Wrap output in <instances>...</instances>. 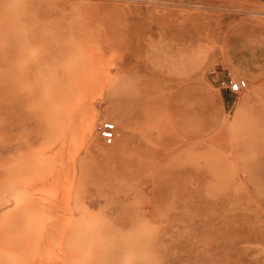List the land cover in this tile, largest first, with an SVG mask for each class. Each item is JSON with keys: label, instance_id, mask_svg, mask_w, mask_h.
I'll list each match as a JSON object with an SVG mask.
<instances>
[{"label": "rangeland", "instance_id": "obj_1", "mask_svg": "<svg viewBox=\"0 0 264 264\" xmlns=\"http://www.w3.org/2000/svg\"><path fill=\"white\" fill-rule=\"evenodd\" d=\"M10 1L0 0V181L14 177L16 163L31 161L47 133L73 124L55 174L31 163L29 184L41 194L31 191L19 206L15 199L17 207L10 201L8 208H16L8 209L7 224L0 221L9 256L0 255V264H16V256L54 264V257L45 263L51 252L58 264H75L79 255L77 264H264V6ZM227 78L246 87L230 93L221 84ZM85 115L94 119L93 136L85 132ZM103 122L115 126L110 145L99 137ZM51 176L59 192L50 199ZM14 211L31 214H16V221ZM84 220L94 235L82 239ZM51 235L71 256L59 255L57 242L52 250L51 239L47 256L38 253ZM140 239L146 255L135 262L129 255ZM77 245L83 252L73 258ZM35 249L40 258L28 253Z\"/></svg>", "mask_w": 264, "mask_h": 264}, {"label": "bare ground", "instance_id": "obj_2", "mask_svg": "<svg viewBox=\"0 0 264 264\" xmlns=\"http://www.w3.org/2000/svg\"><path fill=\"white\" fill-rule=\"evenodd\" d=\"M10 1V0H9ZM17 1V0H16ZM11 2V1H10ZM14 2H15V0H14ZM262 26V25H261ZM27 45V44H26ZM29 46V45H28ZM26 50V49H25ZM31 51V50H30ZM29 52V51H28ZM29 53H31V52H29ZM16 54V53H15ZM27 54V53H26ZM5 55V54H4ZM20 56V55H19ZM12 57V56H11ZM35 64V63H34ZM38 64V63H37ZM37 64H35V67L36 66H38ZM44 66V65H43ZM46 66V65H45ZM34 68V67H33ZM47 68V67H46ZM36 69L37 68H34V70L36 71ZM34 71V72H35ZM66 71V70H65ZM38 72V71H37ZM40 72V71H39ZM38 72V73H39ZM37 73V74H38ZM40 74V73H39ZM38 74V75H39ZM41 75V74H40ZM31 77H32V75H31ZM35 77V76H34ZM44 79V78H43ZM33 80H34V82H35V79L33 78ZM45 81V80H44ZM41 82V81H40ZM42 84V83H41ZM55 84V83H54ZM35 85H37V84H35ZM46 85V84H45ZM42 87V85L40 86V87H36V88H41ZM57 87V86H56ZM35 88V87H34ZM45 88V87H44ZM47 88V87H46ZM42 89V88H41ZM48 89V88H47ZM43 90L44 92H43V94H42V99L43 100H45L46 101V98L48 97V90ZM24 92H26V91H24ZM30 93V92H29ZM71 93V92H70ZM39 94H41L40 92H39ZM38 94V95H39ZM30 95V94H29ZM70 95V94H69ZM31 96V95H30ZM72 97H73V94L71 95ZM51 101H52V99H51ZM26 102V101H25ZM39 103V102H38ZM28 104V103H27ZM33 104H35V102L33 103ZM72 104V103H71ZM55 105V104H54ZM68 106V105H67ZM71 106H73V105H71ZM49 108V107H48ZM70 108V107H69ZM73 108V107H72ZM38 109V108H37ZM32 110H34V109H32ZM45 110V109H44ZM68 110V109H67ZM76 110V109H75ZM38 111V110H37ZM40 111V110H39ZM38 111V112H39ZM52 111V110H51ZM77 111V110H76ZM78 111H79V109H78ZM41 112V111H40ZM39 112V113H40ZM44 112V111H43ZM42 112V113H43ZM71 112V111H70ZM67 113V115H65L66 117H64V119H61L60 120V122L61 123H63L62 122V120H65V119H67V116H68V118L70 117L71 118V116H69L68 114H70L71 115V113ZM81 112V111H80ZM41 113V114H42ZM75 113V112H74ZM78 113L79 112H77V115H78ZM83 113V112H82ZM80 114V113H79ZM88 114H90V113H88ZM40 115V114H39ZM64 115V114H63ZM79 116H83L82 114L81 115H79ZM59 117V116H58ZM62 117V116H61ZM61 117H59L58 118V120L61 118ZM78 116H72V118H73V122L75 121V119H76V122L78 121V120H80L82 117H78ZM47 118V117H46ZM53 118V117H52ZM75 118V119H74ZM85 118H86V115H85ZM54 119V118H53ZM52 119V120H53ZM57 120V119H56ZM65 121H67V120H65ZM84 123V129H85V132L89 135V136H91L92 135V132H93V127H94V119H93V117H87L85 120H84V118H83V120H82ZM42 122V121H41ZM57 122V121H56ZM59 122V123H60ZM70 122V125L68 124ZM97 122H98V119H97ZM52 123H53V121H52ZM51 123V124H52ZM60 123V124H61ZM65 123V122H64ZM68 123H67V126L66 127H68V125L69 126H71L72 124H71V121H68ZM42 124H44V123H42ZM97 124V123H96ZM45 126V125H44ZM48 126H50V124L48 125ZM66 127H64V129L62 130H60V128H59V130H56V131H53L51 134H46V136H47V139H46V142L45 143H43V145H41L40 147L39 146H37L38 148L37 149H35L34 150V153H33V155L32 156H30V158H31V161H20V162H18V163H16L15 164V175H14V177L11 179V180H1L0 181V221H4L5 223H6V221H7V212H8V209H9V213H10V208H13V210H14V208H16L17 206L14 204L15 202H16V200H17V202L18 201H20V200H22L23 198L22 197H25V199H27V200H30V198L29 197H27L26 198V196H29V193H31V191H33L34 189H35V186H36V184L35 185H30L31 184V182H30V173H31V170L32 169H30V167H32L31 166V163L32 164H34L36 167H37V164H41V166L39 165V167H37V169H39L40 171H41V173L43 174V172H45L46 170H50L51 171V173H53L54 172V169H56L57 168V161H56V163H54L55 161V157H58L57 155H60L59 153L60 152H62V150H63V148L65 147L64 145H65V141H66V139H67V137H68V133H70V130H68V129H70L69 127H68V129L66 128ZM58 129V128H57ZM11 131V130H10ZM26 131V130H25ZM95 131V130H94ZM42 132V131H41ZM45 132V131H44ZM51 132V131H50ZM83 133H84V130H83ZM95 133H96V131H95ZM49 135V136H48ZM93 136V135H92ZM44 137V136H43ZM35 145V144H34ZM34 148V147H33ZM66 149V148H65ZM31 150V149H30ZM63 153V152H62ZM24 154V153H23ZM61 156H62V154H61ZM15 158V157H14ZM29 158V157H28ZM29 158V159H30ZM58 164H59V162H58ZM34 166V167H35ZM59 166V165H58ZM12 167V166H11ZM60 167V166H59ZM58 167V168H59ZM60 169V168H59ZM12 170V169H11ZM34 170V169H33ZM37 170L35 169V172H36ZM47 172V171H46ZM58 172V170H56V173ZM41 173H39V176H40V174ZM36 174H38V172L36 173ZM53 174H55V173H53ZM52 174V175H53ZM35 176V175H34ZM33 176V177H34ZM43 176V175H42ZM49 176H50V174H49ZM53 176H51V178H52ZM55 178H56V176H54ZM44 178V177H43ZM50 178V177H49ZM58 180V179H57ZM49 181V180H48ZM59 181V180H58ZM29 182H30V184H29ZM45 183V182H44ZM47 183V182H46ZM51 183H54V181H53V178H52V181H51ZM57 183H54V185L53 186H56V188L55 187H53L54 188V192L53 193H51V197H50V199L51 198H53V197H55V195H57L58 194V192H59V184H57ZM44 185V184H43ZM46 185V184H45ZM39 187V186H38ZM41 188V187H40ZM38 189L39 188H37V190L35 191L34 190V192L36 193L37 191H38ZM41 190V189H40ZM39 190V192H40V194H41V191ZM44 190V189H43ZM46 191V190H45ZM27 192V193H26ZM34 192H32V193H34ZM39 192H37V193H39ZM34 193V194H35ZM43 196H45L44 195V191H43V194H42ZM41 196V195H40ZM58 196V195H57ZM45 197H47V195L45 196ZM19 198H21L20 200H18ZM16 199V200H15ZM24 199V200H25ZM32 199V198H31ZM40 199V198H39ZM38 199V200H39ZM13 201V204H14V206H16V207H14V206H12V207H10V208H8L9 207V203H10V201ZM43 200V199H42ZM46 201L48 200V199H45ZM23 201V200H22ZM32 201V200H31ZM35 202H37V201H35ZM28 203V202H27ZM34 203V202H33ZM41 203V202H40ZM51 203V202H50ZM49 203V201H48V205H51ZM19 202L17 203V205L19 206ZM31 204V206H32V208H33V205H32V202L30 203ZM29 204V205H30ZM44 204V203H43ZM26 206H28L27 204H26ZM25 206V207H26ZM31 206H30V208H31ZM38 206L39 205H37V203H35V206L34 207H36V209L38 208ZM41 207V206H40ZM19 208V207H18ZM28 208V210H31V209H29V206L27 207ZM41 208H43V207H41ZM51 209H52V205H51V207H50ZM23 209V210H22ZM21 210V212H23V211H26V210H24V207L22 208ZM46 209H47V207H46ZM49 209V208H48ZM12 210V211H13ZM17 210V209H16ZM33 210H35V208H33ZM33 210L32 211H30V212H33ZM11 211V212H12ZM51 210L49 209V210H45V211H43L42 210V215H44L45 213L47 214V213H49ZM15 212V218H16V216L17 215H20L21 216V219H22V217H23V215H25V217H27V216H29L31 213H29L28 211V213L27 212H24L25 214H22L21 212H20V214L19 213H16L17 211H14ZM13 212V213H14ZM17 214V215H16ZM22 214V215H21ZM27 214V215H26ZM49 215V214H48ZM82 215V217L84 216L83 214H81ZM13 216V215H12ZM20 216H19V218H20ZM33 216H34V214H33ZM45 216V215H44ZM10 217H11V214H10ZM24 218V217H23ZM28 219H29V217H27ZM33 218V220H34V217H32ZM44 218V217H43ZM85 218V217H84ZM26 219V218H25ZM31 219V218H30ZM11 220V219H10ZM16 221H18L17 220V218L15 219ZM14 220V221H15ZM32 220V219H31ZM45 220V219H44ZM43 220V222H46V223H48L47 221H44ZM81 220V219H80ZM24 221V220H23ZM85 221V220H84ZM89 221V220H88ZM88 221H85V222H83V224L86 226V225H89L88 227H90V225H91V223H88ZM21 222V221H20ZM27 222V221H26ZM80 223H82L81 221H79ZM11 223V222H10ZM13 223H15V222H13ZM25 223V222H24ZM79 223V224H80ZM86 223V224H85ZM7 224V223H6ZM6 224H5V227H7L6 226ZM27 223H25V226H27L26 225ZM43 224V223H42ZM41 224V227L43 226ZM78 224V223H77ZM83 224H81L82 226H81V229H83V230H80L81 231V233L82 234H80L81 236V238L82 239H84V238H86V237H84L85 235L87 236V238H88V234H89V236L93 233V231H90V229H91V227L90 228H87V227H85ZM60 225V224H59ZM11 226V225H10ZM22 226V225H21ZM32 225H30V227H31ZM33 226H34V223H33ZM32 226V227H33ZM64 226V227H63ZM61 225V227L62 228H65V230H67L68 228H67V226L66 225ZM29 229H32V228H30L29 226H27ZM45 227V226H44ZM53 227V226H52ZM80 227V226H79ZM84 227V228H83ZM4 228V227H3ZM2 228V229H3ZM15 228H16V225H15ZM22 228V227H21ZM34 228H35V226H34ZM34 228H33V230H34ZM48 228H50L49 226L47 227V229ZM58 228V227H57ZM56 228V229H57ZM67 228V229H66ZM87 230H86V229ZM12 229V228H11ZM18 229V228H17ZM45 229V228H44ZM46 229V230H47ZM55 229V230H56ZM50 230V229H49ZM48 230V231H49ZM54 230V229H53ZM54 230V231H55ZM60 231H61V229H59ZM64 230V231H65ZM68 230H70V229H68ZM72 230V229H71ZM79 230V229H78ZM91 230H94V229H91ZM5 231V230H4ZM30 231V230H29ZM32 231V230H31ZM30 231V233H31V235L34 233L35 234V230L33 231V233ZM41 231V230H40ZM47 231V232H48ZM50 231H52V230H50ZM59 231V232H60ZM87 231H89V232H87ZM14 232V231H13ZM57 232V230L55 231V233ZM61 232H63V231H61ZM69 233H70V231H68ZM73 232V231H72ZM71 232V233H72ZM15 233V232H14ZM29 233V232H28ZM51 234L53 233V232H50ZM70 233V236L69 237H71V235H72V237H71V239H73V236H74V234H71ZM75 233V232H74ZM83 233H84V236H83ZM91 233V234H90ZM98 232H96V234H97ZM36 234H38L39 235V233H37L36 232ZM54 234V233H53ZM76 234L78 235V233L76 232ZM19 234H16V236H18ZM24 235V234H23ZM23 235L21 236V233H20V236L21 237H23ZM30 235V236H31ZM42 235V234H41ZM40 235V236H41ZM44 235V234H43ZM55 235V234H54ZM53 235V236H54ZM57 235H58V233H57ZM94 234H92L91 236H93ZM13 236H14V234H13ZM30 236H28L29 237V239L31 238ZM45 236H46V234H45ZM52 235L51 236H48L47 238H45V240L46 239H49L48 240V243H47V241L44 243V245L42 244V246H44L43 248H44V250L42 249V251H41V249H39L38 248V250H39V254L42 256L43 254H42V252L43 251H45V248L48 250V249H51L50 247H52L53 245H55L56 244V242H57V244H59V245H56V247L55 246H53L52 247V250L54 249V247L56 248V250H57V248L61 245L60 244V242H58V241H56L55 242V244L53 243L55 240H57V238L58 237H56L55 238V236L53 237ZM59 236H60V234H59ZM15 237V236H14ZM24 237H26V235H24ZM34 237H36V238H31V240L33 239H38L39 238V236L37 237V236H34ZM61 237H63V234H61ZM84 237V238H83ZM3 238V240H1L0 239V255L1 256H5L6 258H8V256H9V250H8V248H6L5 247V245L3 244V243H5V241H8L9 240V237H2ZM42 238V237H41ZM52 238H53V240H52ZM64 238H65V234H64ZM81 238H80V242L82 241L81 240ZM22 239V238H21ZM52 240V242H51V240ZM58 239H60V238H58ZM77 239V238H76ZM115 239V238H114ZM5 240V241H4ZM32 240V241H33ZM44 240V239H43ZM44 240V241H45ZM67 240H68V236H67ZM73 240H75V239H73ZM32 241H30V242H32ZM37 241V242H36ZM41 241L42 240H40L39 239V241L38 240H35V242H32L31 244H29V246L31 245V249H33L34 247V245H38V244H40L41 243ZM52 243V246L51 245H48V244H51L50 242ZM65 239L63 240V242H62V244H64V246H66V243L67 242H69V241H67L66 243H65ZM72 241V240H71ZM71 241H70V243H71ZM84 241V240H83ZM82 241V242H83ZM3 242V243H2ZM29 242V243H30ZM40 242V243H39ZM146 240L144 239H140V240H137V243H136V245H138L139 246V248L137 249V250H134V251H132V253H131V255H129V257H130V260H135V262H136V260H140L141 262L143 261V259H145V255H146V251H145V244H146ZM33 243H36V244H33ZM42 243H43V241H42ZM70 243H68V246L70 245ZM75 243H77V242H75ZM32 244H33V246H32ZM71 244H73V243H71ZM78 244V243H77ZM80 244V243H79ZM135 244V243H134ZM134 244H132V245H134ZM6 245H8V244H6ZM36 245V246H37ZM46 245V246H45ZM82 245H83V243H82ZM82 245L80 246L79 245V247H78V245H77V247L78 248H74L73 249V247H72V249L73 250H82L83 248H82ZM27 246H28V244H27ZM35 246V247H36ZM42 246H41V248H42ZM63 246V245H62ZM72 246H75L76 247V244L74 245H72ZM33 247V248H32ZM37 247H40L39 245L37 246ZM37 247H36V249H37ZM47 247H49V248H47ZM61 247V246H60ZM71 247V245L69 246V248ZM83 247H84V245H83ZM135 247V246H134ZM133 247V248H134ZM30 248V247H29ZM28 248V249H29ZM82 248V249H81ZM128 248L129 247H127V246H123V254H127V250H128ZM132 248V247H131ZM35 249V250H36ZM60 248H58V250H59ZM67 249L68 248H64V250H66L67 251ZM71 249V250H72ZM87 249V248H86ZM30 250V249H29ZM38 250H36V251H34V252H32V250H31V253H30V251L28 252L29 254H35V255H32L33 257L35 256V258L36 257H38L39 256V254L37 253L36 254V252L38 251ZM62 250V249H61ZM61 250H59L60 251V253H59V255H61V256H63L62 254H63V251L61 252ZM72 250V252H74ZM76 251L75 253L77 254V255H72V257L73 258H76L79 254L78 253H82L81 251ZM25 251V250H24ZM47 252V251H46ZM45 252V254H47L48 252H50V251H48L47 253ZM69 252V255L71 256V252H70V250H68L67 252H65V253H68ZM13 253L14 254H17V251L16 250H14L13 251ZM26 253H27V251H26ZM51 253H53V254H48V256L50 257V259H49V257L47 258L46 257V259L48 260H46L45 259V261H47V262H45V263H49L51 260H52V257H54L53 258V260H55V261H59V259L60 258H58V257H56V256H54V253L55 252H51ZM62 253V254H61ZM24 254H25V252H24ZM56 254V253H55ZM13 255V254H12ZM26 255V256H25ZM24 256L25 257H27V258H30V257H32L31 255H27V254H25ZM58 254H57V256H59ZM67 255V257H70V256H68V254H66ZM84 255H85V253H84ZM88 255V254H87ZM16 256V255H15ZM43 256H47V255H43ZM60 256V257H61ZM76 256V257H75ZM80 256V255H79ZM78 256V257H79ZM13 257V256H12ZM18 257V258H17ZM64 258L66 257V256H63ZM62 257V258H63ZM76 258V260H75V264H77V259H80V257L79 258ZM86 257H88V256H86ZM14 258H17V261H18V263H16V264H27V263H29L30 262V260H31V258L29 259V261L28 262H25L26 260H25V258H24V261H22L23 260V258L21 259V256H16V257H14ZM21 259V261H20V259ZM26 258V259H27ZM38 258H40V256L38 257ZM41 258H43V257H41ZM56 258H57V260H56ZM63 258V259H64ZM72 258V259H73ZM66 259H69V258H66ZM13 260V259H12ZM32 260H34L33 258H32ZM50 260V261H49ZM53 260L51 261V262H53ZM70 260H71V258L68 260V262H70ZM82 260V259H81ZM84 260V259H83ZM16 261V260H15ZM40 262V261H38V260H35L34 261V263L35 262ZM80 261V260H79ZM20 262V263H19ZM23 262V263H22ZM44 262V261H43ZM56 262V263H57ZM60 262V261H59ZM11 263H12V261H11ZM13 263H14V261H13ZM31 263V262H30ZM34 263H32V264H34ZM55 262H54V264H56ZM65 263V262H64ZM15 264V263H14ZM40 264V263H39ZM58 264V263H57ZM66 264H67V262H66ZM69 264H72V263H69ZM137 264V263H136Z\"/></svg>", "mask_w": 264, "mask_h": 264}, {"label": "built area", "instance_id": "obj_3", "mask_svg": "<svg viewBox=\"0 0 264 264\" xmlns=\"http://www.w3.org/2000/svg\"><path fill=\"white\" fill-rule=\"evenodd\" d=\"M230 93L236 94L246 87V81L243 79L232 80L227 78L221 82ZM99 137L105 145H110L114 139L115 126L111 122H103L98 129Z\"/></svg>", "mask_w": 264, "mask_h": 264}, {"label": "crops", "instance_id": "obj_4", "mask_svg": "<svg viewBox=\"0 0 264 264\" xmlns=\"http://www.w3.org/2000/svg\"><path fill=\"white\" fill-rule=\"evenodd\" d=\"M252 1L259 4V5L264 6V0H252Z\"/></svg>", "mask_w": 264, "mask_h": 264}]
</instances>
